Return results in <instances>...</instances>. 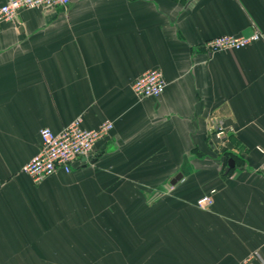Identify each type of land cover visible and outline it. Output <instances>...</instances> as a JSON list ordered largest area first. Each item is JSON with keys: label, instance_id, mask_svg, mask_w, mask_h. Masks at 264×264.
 I'll return each mask as SVG.
<instances>
[{"label": "crops", "instance_id": "obj_1", "mask_svg": "<svg viewBox=\"0 0 264 264\" xmlns=\"http://www.w3.org/2000/svg\"><path fill=\"white\" fill-rule=\"evenodd\" d=\"M255 31L240 49L202 46ZM153 68L165 89L139 99L132 82ZM79 116L113 123L91 163L34 183L22 166L40 129ZM258 147L264 0H70L0 23V264L264 260Z\"/></svg>", "mask_w": 264, "mask_h": 264}, {"label": "built area", "instance_id": "obj_2", "mask_svg": "<svg viewBox=\"0 0 264 264\" xmlns=\"http://www.w3.org/2000/svg\"><path fill=\"white\" fill-rule=\"evenodd\" d=\"M70 0H5L0 5V23L14 21L18 12L26 8H63L69 6ZM262 38V33L255 31L249 35L223 34L206 39L202 46L209 54L227 49H240ZM166 82L160 69H149L141 73L132 82V91L139 99L158 97L164 91ZM113 127L112 121L106 120L93 128L82 124V117H76L58 132L48 127L39 131L40 148L23 166L34 183H40L47 177L61 170L69 173L72 164L82 159L91 163L98 142L107 137ZM222 131H217L216 137L221 141ZM263 156L260 170L264 172V147H258ZM213 202L210 194L196 200L201 208L209 207ZM238 264H264L257 252L248 254Z\"/></svg>", "mask_w": 264, "mask_h": 264}, {"label": "water", "instance_id": "obj_3", "mask_svg": "<svg viewBox=\"0 0 264 264\" xmlns=\"http://www.w3.org/2000/svg\"><path fill=\"white\" fill-rule=\"evenodd\" d=\"M232 166V161H229V167H231ZM180 177H181V174L179 173V174H177V175H175L172 179H171V181H170V183L173 185V184H175L179 179H180Z\"/></svg>", "mask_w": 264, "mask_h": 264}]
</instances>
